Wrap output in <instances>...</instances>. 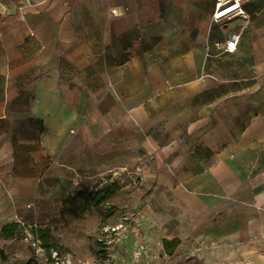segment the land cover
Returning a JSON list of instances; mask_svg holds the SVG:
<instances>
[{
	"label": "crops",
	"instance_id": "obj_1",
	"mask_svg": "<svg viewBox=\"0 0 264 264\" xmlns=\"http://www.w3.org/2000/svg\"><path fill=\"white\" fill-rule=\"evenodd\" d=\"M213 4L0 0V164L60 163L76 138L94 158L151 159L173 239L205 245L202 264H264V0L245 4L233 54L213 46ZM228 61L247 74L224 78Z\"/></svg>",
	"mask_w": 264,
	"mask_h": 264
},
{
	"label": "rangeland",
	"instance_id": "obj_2",
	"mask_svg": "<svg viewBox=\"0 0 264 264\" xmlns=\"http://www.w3.org/2000/svg\"><path fill=\"white\" fill-rule=\"evenodd\" d=\"M231 67L225 63L224 78L248 72ZM226 92L234 96L229 86ZM67 145L60 163L0 164V264H202L206 246L190 237L178 239L172 255L163 249L164 237L172 240L183 222L162 212L164 181L156 179L153 160L122 164L94 158L79 138Z\"/></svg>",
	"mask_w": 264,
	"mask_h": 264
},
{
	"label": "built area",
	"instance_id": "obj_3",
	"mask_svg": "<svg viewBox=\"0 0 264 264\" xmlns=\"http://www.w3.org/2000/svg\"><path fill=\"white\" fill-rule=\"evenodd\" d=\"M254 0H214L211 25L219 26L224 38L215 40L213 46L220 54H233L238 48V43L250 20V15L245 9L247 2ZM111 19L119 18L123 11L119 7H111L108 10ZM168 162H165L167 168ZM264 210V203L262 206Z\"/></svg>",
	"mask_w": 264,
	"mask_h": 264
},
{
	"label": "trees",
	"instance_id": "obj_4",
	"mask_svg": "<svg viewBox=\"0 0 264 264\" xmlns=\"http://www.w3.org/2000/svg\"><path fill=\"white\" fill-rule=\"evenodd\" d=\"M93 198V194L91 195ZM95 206H98V201L95 203ZM77 209V208H75ZM76 211V210H75ZM180 241L178 239H172V240H163L162 246L166 254L172 255L175 249L179 246Z\"/></svg>",
	"mask_w": 264,
	"mask_h": 264
}]
</instances>
